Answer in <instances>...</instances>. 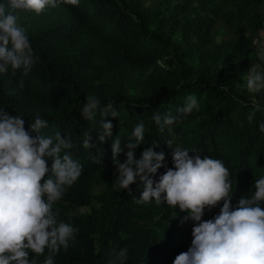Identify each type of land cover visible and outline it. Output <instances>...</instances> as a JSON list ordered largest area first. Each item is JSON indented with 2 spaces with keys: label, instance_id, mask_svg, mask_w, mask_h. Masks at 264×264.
I'll list each match as a JSON object with an SVG mask.
<instances>
[{
  "label": "trees",
  "instance_id": "trees-1",
  "mask_svg": "<svg viewBox=\"0 0 264 264\" xmlns=\"http://www.w3.org/2000/svg\"><path fill=\"white\" fill-rule=\"evenodd\" d=\"M0 3L11 11L8 0ZM17 15L39 60L26 76L22 69L15 77L0 73V109L25 119L26 130L38 113L48 121L43 134L70 137L73 147L66 151L83 166L80 178L53 205L57 224L78 229L54 264H111L123 248L129 257L124 264H173L183 252L185 237L170 242L174 209L154 199L137 203L139 181L130 186L131 195L114 187L112 142L119 135L124 162V143L140 121L145 140L137 159L158 141L155 151H163L164 164L174 167L173 149L166 144L172 140L189 155L224 162L233 206L243 196L251 198L255 179L264 177L259 128L264 112L251 123L248 117L253 99L264 104V91L249 92L246 76L264 24V0H79L78 6L61 3L39 15L20 10ZM189 94L197 96L199 108L161 131L154 116L176 115ZM87 96L112 103L118 117L97 112L87 121L82 113ZM105 119L113 124V135L101 144L97 133ZM89 132L95 147L86 149ZM222 204L212 210L219 214ZM29 255L34 264H44L48 250Z\"/></svg>",
  "mask_w": 264,
  "mask_h": 264
},
{
  "label": "clouds",
  "instance_id": "clouds-1",
  "mask_svg": "<svg viewBox=\"0 0 264 264\" xmlns=\"http://www.w3.org/2000/svg\"><path fill=\"white\" fill-rule=\"evenodd\" d=\"M79 0H8L9 11L0 3V73L11 72L15 77L18 70L26 76L38 62L26 30L18 25L17 10L30 11L37 15L48 7L59 4L78 6ZM259 61L264 62V46L259 51ZM24 88V80L18 81ZM247 90L251 93L264 91V68L254 64L247 71ZM235 99V98H234ZM199 108L197 96L189 94L177 114L167 113L161 119L154 116L156 124L163 131L190 115ZM251 123L257 112H264V104L252 101ZM101 116L118 117L112 103L102 105L94 96H87L82 113L87 121ZM26 120L20 115H11L0 109V264H34L30 253L37 256L48 255L44 264H54L53 257L61 247L66 251L69 241L75 239L78 229L60 222L53 211L55 202L62 198L66 187L72 186L82 175L83 166L72 158L69 151L73 147L71 138H63L60 132L54 137L41 131L48 127V121L37 113L33 123L26 130ZM264 133V122L259 125ZM113 135V124L102 121V131L97 133L103 144ZM90 132L83 147H95L91 143ZM145 140L143 121L136 124L124 146L128 149L127 159H119L124 147L119 135L112 142V160L118 173L114 187L127 189L131 195V185L141 182L143 191L137 203H148L153 199L157 204L166 203L187 213L181 224L192 221V241L186 252H181L173 264H264V177L255 179L254 194L245 196L232 204V184L229 169L220 159L203 156L181 146L173 147V141L166 142L173 149V165L164 164L163 151H155L159 142L153 141L136 158V149ZM63 151V154H62ZM51 160V166L48 161ZM102 163V158H96ZM165 168L164 173L159 169ZM158 177V178H157ZM219 214L213 219L204 220L205 210L220 205ZM115 252V250H114ZM128 249L115 253L111 264H124Z\"/></svg>",
  "mask_w": 264,
  "mask_h": 264
},
{
  "label": "rangeland",
  "instance_id": "rangeland-1",
  "mask_svg": "<svg viewBox=\"0 0 264 264\" xmlns=\"http://www.w3.org/2000/svg\"><path fill=\"white\" fill-rule=\"evenodd\" d=\"M256 51L255 55L252 58V66L257 63H261V67L264 68V62L259 61V51L262 46H264V24L259 30L257 36L254 39ZM247 80V76H246ZM187 213H182L180 210L177 208L174 212V215L172 217V222L174 226V237L170 241L171 243L178 241L182 236L185 237V240L183 241V252H186L189 247L191 246V241L193 239L192 237V228H193V222L188 221L183 224H181L182 218L186 215ZM218 213L216 211L211 210H205V215L203 217L204 220H207L208 217L210 216H216Z\"/></svg>",
  "mask_w": 264,
  "mask_h": 264
}]
</instances>
